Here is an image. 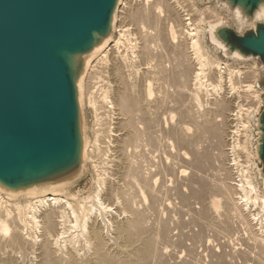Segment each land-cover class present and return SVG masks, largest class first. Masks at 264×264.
I'll return each mask as SVG.
<instances>
[{"label": "bare ground", "instance_id": "1", "mask_svg": "<svg viewBox=\"0 0 264 264\" xmlns=\"http://www.w3.org/2000/svg\"><path fill=\"white\" fill-rule=\"evenodd\" d=\"M183 1L117 0L109 32L75 57L81 65L76 76L80 114L88 104L98 116L93 137L86 135L85 125L81 127L76 166L78 177L87 165L92 166L93 188L76 196L65 190L64 180L17 188L0 184V264H23L27 250L38 264H198L191 257L198 245L205 246L206 254L210 250L209 264L215 260L264 264V190L242 167V176L237 173L234 180L230 171L221 170L229 181L222 178L213 183L203 175L220 152H212V147L224 142L220 125L225 121L234 122L228 124L232 127L227 132L230 150L240 145L247 159L255 155L247 133L241 142L237 140L241 120L235 121L240 119L242 105L236 103L237 109H229L231 100L213 97L210 108L203 109L200 98L203 89L220 91L225 79L233 86V74L239 69L212 58L204 45L197 22L217 17L218 11L190 7L191 13ZM228 15L239 25L254 23L264 18V3L250 16L239 6ZM129 21L146 26L136 36L138 41H133ZM208 22L212 43L226 53L225 45L213 34L215 24ZM153 49H159L157 54ZM233 54L241 56L237 50ZM137 61L144 66L139 67ZM214 66L217 72L212 78ZM100 81L105 85H99V99L93 88ZM243 86L251 92L253 84ZM252 93L247 96L255 105L260 91ZM102 103L108 107L110 126L104 125L102 111H97ZM245 109L248 113L252 107ZM224 110L228 112L223 118H217ZM240 225L251 233L253 245L243 242L241 248L231 243L234 239L228 233ZM206 231L221 233L223 241L218 244L229 250L220 244V252L216 248L214 252L217 242ZM172 244L181 249L173 252ZM169 253L174 254L171 263Z\"/></svg>", "mask_w": 264, "mask_h": 264}, {"label": "water", "instance_id": "2", "mask_svg": "<svg viewBox=\"0 0 264 264\" xmlns=\"http://www.w3.org/2000/svg\"><path fill=\"white\" fill-rule=\"evenodd\" d=\"M218 1L228 12L239 6L249 16L264 3ZM116 5L117 0H0V184L17 188L77 179L84 122L75 57L109 32ZM213 24L226 53L207 29L209 41L225 57L252 59L264 70V18L238 23L241 32L224 21ZM262 93L252 149L257 185L264 190V84Z\"/></svg>", "mask_w": 264, "mask_h": 264}, {"label": "rangeland", "instance_id": "3", "mask_svg": "<svg viewBox=\"0 0 264 264\" xmlns=\"http://www.w3.org/2000/svg\"><path fill=\"white\" fill-rule=\"evenodd\" d=\"M151 1H153V0H151ZM183 4H184V8H186V9H188L187 11L188 12H193L191 9H190V7L191 8H193V7H196L197 9H201V10H203L205 7H211V8H213V9H215V10H217L218 11V15H217V17H212V18H207V19H204V21H202V22H197L196 20H198V19H195V24H197L198 23V25L200 26V29H201V34H202V32H203V36H202V39H203V41H204V45L206 46V49L208 50V53H209V55L212 57V58H214V59H218L220 62H223V63H225V64H227V65H230V67L233 69L234 67H235V71L237 70V69H239V70H237L238 72L236 73V72H234V76H233V86H230L228 83L229 82H226V81H228L227 79H225V80H223L221 83H223V84H221V90L220 91H218V92H213L210 88H209V90H207V91H205L204 92V90L205 89H203V91H202V93H201V95H203V96H200V98H201V100H202V107H203V109H209L210 108V106L212 105V102L214 101V98L213 97H216L217 99H218V97H219V99H220V97H226L227 99H229V100H231V103L230 104H228L227 106H228V108L229 109H237V107H234L235 105H236V103H238V104H241L242 105V109L240 110L241 111V113H240V116H239V118L240 119H237L235 122H237L238 124L240 123L239 121L241 120V123L239 124V128H240V130H239V135H238V138H237V140L238 141H242L243 139H244V132L245 133H247V140L249 141L248 142V145H249V148L250 149H252V144H253V141H252V138H253V136H254V129H255V125H254V122H255V117L259 114V112L261 111V109H262V101H263V93H262V87H263V84H264V70L262 69V67H260V64H259V62L257 61V62H255L254 60H252V59H248V60H240V59H238V58H236V57H225L223 54H222V51H221V49L220 48H218L217 46H215V45H213L212 43H210V41H209V38H208V35H207V29H208V20L211 22V23H216V22H218V21H224L225 22V24H227L228 26H230V27H232V28H234L236 31H238V32H241V31H243L245 28H242V27H240L239 25H238V23H236L237 21H236V19L235 18H233V15L231 16V15H228V11L226 10V8L223 6V5H221L220 3H219V1L218 0H185V1H183ZM187 4V5H186ZM191 4L193 5V6H191ZM222 7V8H221ZM192 17H196V15H195V13L194 14H192ZM223 19V20H222ZM197 22V23H196ZM131 24V25H130ZM129 25L131 26V31L133 32V37H135L136 38V36H138L139 37V35H140V31L143 29V28H146V26H144L143 28H140V25L137 23V25H136V22H135V24L133 23V22H130L129 21ZM150 25V24H149ZM152 29V28H151ZM152 31H154L153 29H152ZM139 34V35H138ZM114 35L115 36H118V33L117 32H115L114 33ZM138 39L139 38H136V39H133V41H138ZM151 39V38H150ZM151 43H153V41L151 42ZM154 51H156L155 53L157 54V51L159 50V49H153ZM142 61V60H141ZM141 61H137L138 63V65H139V67L141 66V67H143L144 66V64L142 65V63H141ZM142 62H144V61H142ZM237 68V69H236ZM253 69V70H252ZM256 70V71H255ZM212 78H215L216 77V72H217V68L214 66L213 68H212ZM235 73H236V75H235ZM252 76H254V77H252ZM247 82H250V83H252L253 84V86H252V90H251V92L250 91H246L245 90V87L243 86L245 83H247ZM105 85L104 84V82H102V81H100V82H98V83H96L95 85H96V88L94 87L93 89H94V91L96 92V96H98V98L100 99V94L98 93V92H100V87L101 86H99V85ZM98 85V86H97ZM254 88V89H253ZM243 90H244V92H243ZM253 90H256V93L258 94L259 93V91H260V93L257 95V97L259 98V100L257 99V106L258 107H256V104L254 105L253 104V101L251 100V97L249 96H247L249 93H252L253 92ZM246 92V94H244ZM108 93V92H107ZM215 93H217V94H215ZM99 94V95H98ZM109 94V93H108ZM206 94V95H205ZM220 95V96H219ZM251 95H253V93L251 94ZM206 98V99H205ZM100 103H101V101H99ZM259 102V103H258ZM261 102V103H260ZM208 105V106H207ZM105 104L104 103H102V107H100V109H97V111H98V113H99V111L101 110L102 111V113H101V111H100V113H101V115H102V117L103 118H105L103 121H106L107 122V124H104V125H108L109 124V111H107V106H105ZM207 106V107H206ZM249 106H251L252 107V109H250L249 110V112L247 113V111L248 110H244V108H246V107H249ZM255 107L257 108L256 110H255ZM175 110V109H174ZM174 110H172L171 111V113L173 114L174 113V116H173V119H175V112H176V110L174 111ZM225 112H228L227 110L225 111H220V114H218V116H217V118L219 117V118H223V116L226 114ZM107 113V114H106ZM96 114H94V110L91 108V106H88V104L87 105H84V107H83V122H84V125H85V129H86V135L87 136H89L90 138L91 137H93L94 136V130L96 131V129H97V127L96 126H98V124H97V121H98V116H95ZM95 118H97V119H95ZM108 118V119H107ZM249 118V120H245V119H248ZM102 119V118H101ZM170 119V118H169ZM243 120H244V122H243ZM221 121V120H220ZM245 121L246 122H248L247 124V126H245L246 125V123H245ZM95 122H96V124H95ZM223 122V121H222ZM234 122H228V121H225V122H223V123H221V125H220V127H221V131L223 130V134H225V135H223L224 137H222L221 139H220V141L222 140V141H224V142H222V143H217L215 146H213L212 148L214 149V150H212V148L210 147V149L212 150V152H214L215 151V153H217V151L219 150L220 152H218L219 154H220V156L218 155V153H217V159H215V161H214V163H213V165L212 166H210V168H208L207 167V169L205 170V171H203V175H204V177L206 178L207 176H209V178H208V181L209 182H213V183H215L216 181H221V179L223 180V181H229L230 180V178H231V180H232V177H233V180H234V178H236V177H238V175H239V172H241V167H242V169L243 170H245V172L247 171V174H249L250 172H251V174H253V176L255 177V165L256 164H258V160L256 159V156L255 155H252L251 154V158H248L247 159V156H246V154H245V152L240 148V145H238V146H235L232 150H230V145L227 143V142H229L230 141V139H229V137H230V135H228L227 134V132L232 128V127H228V124L229 125H232ZM242 123H245V125H242ZM112 125V124H111ZM109 126H110V124H109ZM224 126V127H223ZM245 126V127H244ZM223 128V129H222ZM228 129V130H227ZM228 135V136H227ZM235 137L236 136H234L233 138L235 139ZM225 138V139H224ZM227 138V139H226ZM234 142H236V139L234 140ZM227 143V144H226ZM222 145H224V146H222ZM226 145V146H225ZM229 145V146H228ZM216 147V148H215ZM225 148V150H224V148ZM220 148V149H219ZM228 148V149H227ZM222 149H223V152H224V154L226 153V155H222L223 154V152H222ZM217 150V151H216ZM227 151V152H226ZM238 154V155H237ZM221 155H222V157H221ZM225 156V157H224ZM218 158H219V161H216V160H218ZM222 158V163H219V162H221L220 161V159ZM233 158L234 159H236V164L234 163V160H233ZM251 159V160H250ZM224 162H225V164H224ZM217 163H218V165H217ZM227 163V164H226ZM222 164V165H221ZM216 165V166H215ZM220 165V166H219ZM227 165V166H226ZM230 165V166H229ZM244 167H243V166ZM259 165V164H258ZM89 165H87V168L84 170V172H83V174L80 176V177H78L77 179H75L74 181L72 180V181H70L66 186H65V190L67 191V192H69V193H73V194H75L76 196H84V195H86L89 191H90V189L91 188H93L92 187V183H93V178H94V176H95V172H94V170H93V168H92V166H89ZM224 166V167H223ZM218 169H217V168ZM220 167V168H219ZM221 167H222V169H221ZM226 167H227V169L228 170H226ZM249 169H248V168ZM214 169V171L213 170H211L210 171V169ZM224 168H225V170H226V172H225V170H224ZM220 169V170H219ZM248 169V170H247ZM209 170V171H208ZM221 170H222V172L223 173H226L227 174V172L228 171H230L229 173L230 174H228V175H230L229 177L230 178H228L227 176H226V174L224 175L222 172H221ZM218 171V172H217ZM208 172V173H207ZM245 172H243V173H245ZM210 173H212V176H211V174ZM219 173H221V174H219ZM237 173H238V175H237ZM206 174V175H205ZM214 174V175H213ZM222 174H223V176L224 177H227V178H224L223 176H222ZM241 174V173H240ZM216 175H217V177H219V178H217V179H214V178H216ZM236 175V176H235ZM222 176V177H221ZM240 176H242V174L241 175H239V177ZM211 177V178H210ZM221 177V178H220ZM91 179H92V181H91ZM212 179V180H211ZM211 180V181H210ZM255 181H256V183H257V179H256V177H255ZM74 182V183H73ZM212 183V184H213ZM70 184V185H69ZM72 185V186H71ZM254 207L255 206H253V209H254ZM261 208H260V206H258V205H256V207H255V210L257 211V210H259L260 211V213L262 212L261 210H260ZM258 211V212H259ZM262 214V220H261V224L262 225H264V214H263V212L261 213ZM256 225H258V224H256ZM243 225H240V226H235V230H236V232H235V230H234V232H232V233H228V235L229 234H231V236L233 237L232 238V244H235V245H233L234 247L235 246H239L240 247V245H241V248H243V246H245V244H247V243H252L251 241V233L250 232H248L249 230H247V228H245V229H242V228H244V227H242ZM196 228H197V226H195ZM240 228V229H239ZM255 228H256V226H255ZM239 229V230H238ZM238 230V231H237ZM246 232H245V231ZM254 230V232H255V230H256V232L255 233H260L257 229H253ZM233 231V230H232ZM207 233H205V235L207 236V235H209L208 237H209V239H210V237L211 238H213L215 241H213V243H215V242H217L216 244L218 245H215L214 244V248L213 249H218V251L220 252V250L221 249H223V250H226L227 251V249L229 250V247L227 246L226 247V245H224L223 246V244L222 243H219L218 244V242H220V241H223V238L221 237L222 235H221V233H220V235L219 234H215V233H213V232H210V231H206ZM247 234V236H246V234ZM250 233V234H249ZM211 234V235H210ZM214 235V236H213ZM236 235V236H235ZM245 235V236H244ZM218 236V237H217ZM239 236V237H238ZM244 239H243V238ZM216 238V239H215ZM239 238V239H238ZM240 240V241H239ZM243 240H245V241H243ZM247 240V241H246ZM212 241L210 240V243L212 244ZM245 244H244V243ZM221 244V249H220V245ZM231 244V245H232ZM213 245V244H212ZM251 245H253V244H251ZM204 245L202 246H196V248H195V251H193L192 253H191V257H193L192 259L193 260H197V263L198 264H209V262H210V250H208V254H206L207 253V250H205L204 249ZM223 247V248H222ZM0 248H2V247H0ZM67 248H69V245L67 244ZM172 250H173V252H174V250L176 251V249H181V247H177V246H173V244H172V246L170 247ZM245 248V247H244ZM252 248V247H251ZM255 250H257V248L256 247H253ZM252 248V249H253ZM216 249H215V251L214 252H218V251H216ZM198 252H197V251ZM2 250H0V252H1ZM28 251L29 250H27V252H25L24 253V256H23V264L25 263V264H38L37 263V259H36V257L34 258V256H33V254L31 255L30 254V252L28 253ZM201 251V252H200ZM172 252V251H171ZM201 254H200V253ZM199 253V255H197ZM170 254V253H169ZM168 254V255H169ZM173 253H171L170 255H169V257H168V259H169V261H170V263H171V261H173L174 260V257H173ZM196 255V256H195ZM202 255V256H201ZM207 255H209V256H207ZM33 256V257H32ZM198 256H200L199 258H198ZM27 258V259H26ZM29 258H31V259H29ZM195 258V259H194ZM34 259V260H33ZM173 259V260H172ZM201 259V260H200ZM208 259V260H207ZM36 260V261H35ZM25 261V262H24ZM32 261V262H31ZM200 261V262H199ZM250 261V260H249ZM248 261V263H251L252 264V262L250 261L249 262ZM27 262V263H26ZM210 264H221L220 262H217L216 260H215V262H211Z\"/></svg>", "mask_w": 264, "mask_h": 264}]
</instances>
